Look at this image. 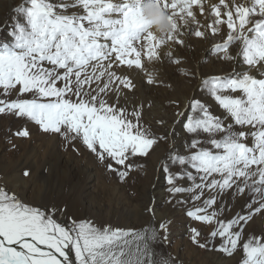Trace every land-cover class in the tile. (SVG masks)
Returning a JSON list of instances; mask_svg holds the SVG:
<instances>
[{"label":"rangeland","instance_id":"374dc122","mask_svg":"<svg viewBox=\"0 0 264 264\" xmlns=\"http://www.w3.org/2000/svg\"><path fill=\"white\" fill-rule=\"evenodd\" d=\"M93 2L0 0V192L76 212L78 264H264V90L204 79L254 59L239 10L172 0L154 36L91 21Z\"/></svg>","mask_w":264,"mask_h":264},{"label":"bare ground","instance_id":"6f19581e","mask_svg":"<svg viewBox=\"0 0 264 264\" xmlns=\"http://www.w3.org/2000/svg\"><path fill=\"white\" fill-rule=\"evenodd\" d=\"M94 5L90 3L84 8L86 16L91 21L99 20L102 22L116 20L118 24L124 25L130 20H144L147 24V31L156 36L163 28V22L171 15L168 4H172V0H94ZM226 5L222 16L227 15V11L239 10L241 15V24L237 26V31L241 38L244 39L241 52L244 49H250L255 56L249 64L240 63L238 72L233 71L227 75V78H217L218 76H210L204 78L211 80L215 85H221V93H226L234 77L238 74L245 78L253 77L254 88L256 90H264V0H215ZM207 9H208V4ZM94 7V8H93ZM235 7V8H234ZM98 11L101 20L93 13ZM133 13L130 19L124 17L125 14ZM107 20V21H106ZM141 20V21H142ZM210 17H206L209 24ZM180 26V24H179ZM194 24L188 23L182 30L179 29L180 44L175 45V50L168 58L166 66H170L169 61L177 63L180 61L181 42L193 31ZM105 28V27H104ZM104 30V29H103ZM102 30V31H103ZM100 31L98 35H104ZM227 32V31H226ZM141 33L136 35V39ZM227 41V40H226ZM234 41H237L235 39ZM135 42V41H134ZM226 42L222 43L225 44ZM233 42L226 43L223 47L231 45ZM221 43L214 45L207 44L204 47V59L207 55L212 54L223 47ZM210 59V58H209ZM211 65L216 68L218 60L212 58ZM242 62V61H241ZM232 65V64H231ZM173 67H176L174 65ZM233 67V66H232ZM234 66L233 68H235ZM232 70V68L230 69ZM218 73L217 75L221 74ZM181 74V73H180ZM132 81L135 82L134 76L131 74ZM183 78V76L181 77ZM204 79L202 81H204ZM136 90L141 91L140 86ZM175 96V93L172 94ZM264 97V91L261 94ZM209 105H217L212 99L208 100ZM57 148L56 145L52 147ZM259 154H256L257 157ZM240 158L236 159L238 163ZM163 185L161 182L156 186L160 189ZM3 191L0 192V264H78L79 259L75 253L73 237L80 240L83 224L80 216L75 213L62 215L57 209L48 207V205L40 201V193H33L30 196L26 194L28 191L19 192L14 187L4 185ZM37 192V191H36ZM45 207L50 211L46 212ZM127 213L128 209H123ZM57 211L56 214L54 212ZM143 213V211H142ZM72 223V225H67ZM99 227L93 224L91 228ZM227 233V231H225ZM223 233L224 238L227 237ZM74 237V238H75ZM82 239V238H81ZM75 248V249H74ZM83 244H81V250ZM86 260L88 257L86 256ZM155 264V263H154Z\"/></svg>","mask_w":264,"mask_h":264}]
</instances>
